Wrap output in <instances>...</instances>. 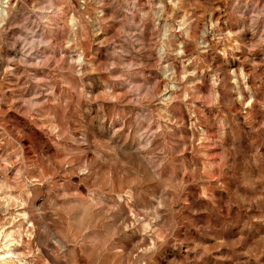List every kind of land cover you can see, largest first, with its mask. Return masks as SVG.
I'll return each instance as SVG.
<instances>
[{
    "label": "rangeland",
    "instance_id": "obj_1",
    "mask_svg": "<svg viewBox=\"0 0 264 264\" xmlns=\"http://www.w3.org/2000/svg\"><path fill=\"white\" fill-rule=\"evenodd\" d=\"M0 264H264V0H0Z\"/></svg>",
    "mask_w": 264,
    "mask_h": 264
}]
</instances>
